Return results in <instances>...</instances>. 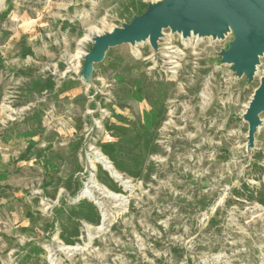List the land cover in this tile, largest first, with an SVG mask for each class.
I'll use <instances>...</instances> for the list:
<instances>
[{
  "label": "rangeland",
  "instance_id": "1",
  "mask_svg": "<svg viewBox=\"0 0 264 264\" xmlns=\"http://www.w3.org/2000/svg\"><path fill=\"white\" fill-rule=\"evenodd\" d=\"M160 2L0 0V264H264V51L166 27L87 65Z\"/></svg>",
  "mask_w": 264,
  "mask_h": 264
},
{
  "label": "water",
  "instance_id": "2",
  "mask_svg": "<svg viewBox=\"0 0 264 264\" xmlns=\"http://www.w3.org/2000/svg\"><path fill=\"white\" fill-rule=\"evenodd\" d=\"M227 22L236 30V38L232 49L223 53L224 59H240L235 68L238 72L246 70L250 74L257 55L264 50V0H164L150 6L146 14L132 25L95 38L94 50L88 55L87 65L102 60L106 48L121 42L135 43L149 38L154 43L160 29L166 26L184 34L190 28L200 33L211 31L219 34ZM261 111H264V74L243 114L249 125L250 143L255 132L256 116Z\"/></svg>",
  "mask_w": 264,
  "mask_h": 264
},
{
  "label": "bare ground",
  "instance_id": "3",
  "mask_svg": "<svg viewBox=\"0 0 264 264\" xmlns=\"http://www.w3.org/2000/svg\"><path fill=\"white\" fill-rule=\"evenodd\" d=\"M226 24H230L231 25V23L230 22H227ZM226 24H225V26H224V29L221 31V33H219V34H213L211 31H206V32H204V33H208V34H212V36H214V39L215 40H218V38L220 37V36H222V33H223V31L227 28L226 27ZM166 27H169V26H166ZM166 27H163V28H166ZM231 27H232V25H231ZM163 28H161L160 29V34H161V30L163 29ZM170 28V27H169ZM233 28V27H232ZM171 29V28H170ZM234 29V28H233ZM172 30V29H171ZM235 30V29H234ZM172 31H177L179 34H181L183 37H185L186 39L188 38H191V35H192V33H193V31L194 32H198V31H195L193 28H190L189 30H188V32L186 33V34H184L183 33V31H181V30H172ZM236 31V30H235ZM199 34H204V33H200V32H198ZM235 33V32H234ZM160 34H159V36H160ZM158 36V37H159ZM157 37V38H158ZM157 38L155 39V41H154V43H151V41H150V43L152 44V45H155V42H156V40H157ZM146 39H149V38H146ZM146 39H144V40H146ZM144 40H140V41H144ZM137 42H139V41H137ZM233 47V46H232ZM264 51V50H263ZM263 51H262V53H263ZM170 53H174V51L173 52H171V51H169ZM168 53V52H167ZM261 53V54H262ZM261 54H258L257 55V60H256V62L258 61V56L259 55H261ZM237 60H240V59H237ZM236 61V60H235ZM256 62H253V64L254 63H256ZM240 63V62H239ZM253 64H252V68H253ZM239 65V64H238ZM238 65H237V67H238ZM243 71H246V70H243ZM253 71H252V69H251V73H252ZM97 159L99 160V161H101L104 165H105V167L111 172V174L112 175H114V176H119V174L116 172V170L112 167V165H110V163L106 160V158L103 156V155H101L100 153H98V157H97ZM84 191V190H83ZM107 193H109L110 194V196L111 197H117V194H115V193H112V192H109V191H107ZM83 196L84 195H89V192L88 191H85L83 194H82Z\"/></svg>",
  "mask_w": 264,
  "mask_h": 264
}]
</instances>
